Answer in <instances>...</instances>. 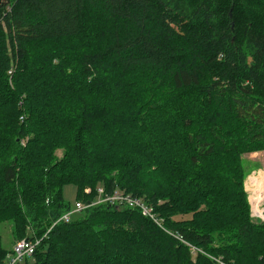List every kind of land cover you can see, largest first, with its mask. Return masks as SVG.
<instances>
[{
  "label": "trees",
  "instance_id": "16d2710c",
  "mask_svg": "<svg viewBox=\"0 0 264 264\" xmlns=\"http://www.w3.org/2000/svg\"><path fill=\"white\" fill-rule=\"evenodd\" d=\"M261 151L264 0H0V224L40 241L23 264H216L137 210L59 222L69 185L85 205L100 187L142 198L190 246L264 264L243 158Z\"/></svg>",
  "mask_w": 264,
  "mask_h": 264
},
{
  "label": "built area",
  "instance_id": "2783aa9c",
  "mask_svg": "<svg viewBox=\"0 0 264 264\" xmlns=\"http://www.w3.org/2000/svg\"><path fill=\"white\" fill-rule=\"evenodd\" d=\"M11 74L12 73H10V75ZM91 192L92 190L90 189L86 191L87 194H91ZM97 194V200L95 203H89L87 205H85L84 203H77L75 210L69 214H66L59 222H70L73 214L80 213L87 208L99 204L109 205L110 207L137 210L141 212V214L151 223H153L157 228L163 230L168 235L175 237V239L177 238L183 244L188 245L191 249L194 259H196L199 254H202L211 259L216 264H227L222 258H215L211 255H208L207 253L190 246L180 235L174 234L171 230L167 228L166 221L160 215V213H158L154 207L147 204L144 199L134 197L121 190H117L113 194H109L102 187L98 188ZM251 216L254 221L264 224V206L260 210L253 209ZM39 246L40 241L38 240L31 241L28 239L17 242L14 245L11 253L9 254L6 264H23L26 260L32 259L34 257L36 250Z\"/></svg>",
  "mask_w": 264,
  "mask_h": 264
},
{
  "label": "rangeland",
  "instance_id": "374dc122",
  "mask_svg": "<svg viewBox=\"0 0 264 264\" xmlns=\"http://www.w3.org/2000/svg\"><path fill=\"white\" fill-rule=\"evenodd\" d=\"M27 141L28 140H26L25 143ZM62 154H63V151H61V150H59L57 152V156L59 158L62 157ZM243 158H244V162H245L244 166H245L247 176H248V174H250L251 172H253L255 170L257 171V170L262 169L261 172H264V151L255 152L252 154H246L243 156ZM262 178H263V183L261 184V188H264V174L262 175ZM262 178L261 179L259 178V179L262 180ZM252 181H254L253 177L250 178L248 183H247L248 189L245 187L246 192L248 194V200H249L250 205H251V212L253 211V209L254 210H260L264 206V190L258 191L260 193H257L252 188H249V185ZM248 191H250L252 194H254V196L250 197V194ZM256 191H257V189H256ZM63 196H64L65 201L71 206V209L74 210V208H75V206L79 200L78 199V196H79L78 188L76 186H73V185L66 186L64 188V191H63ZM253 198L259 203L256 206H254V203H252ZM75 217H77V216H73V219ZM12 226H13L12 223L0 224V235L3 238L2 245H3L4 249L9 251V252H11L13 247H14V244H13L14 243V237L12 234Z\"/></svg>",
  "mask_w": 264,
  "mask_h": 264
},
{
  "label": "crops",
  "instance_id": "0c3cea01",
  "mask_svg": "<svg viewBox=\"0 0 264 264\" xmlns=\"http://www.w3.org/2000/svg\"><path fill=\"white\" fill-rule=\"evenodd\" d=\"M261 171H262V169L261 170H257V171L255 170V171L251 172L250 174H248V177H247V180H246V183H245V187L246 188H247V183H248V181H249L250 178L253 177L255 179H257V178L259 179V178L262 177V175L264 174V172H261ZM262 183H263V178H262V180H258V183H257V190L258 191L264 190V188H261V184ZM248 192L250 194V197H253L254 196V194H252L250 191H248Z\"/></svg>",
  "mask_w": 264,
  "mask_h": 264
},
{
  "label": "bare ground",
  "instance_id": "6f19581e",
  "mask_svg": "<svg viewBox=\"0 0 264 264\" xmlns=\"http://www.w3.org/2000/svg\"><path fill=\"white\" fill-rule=\"evenodd\" d=\"M262 178V177H261ZM260 178V179H261ZM259 179V180H260ZM253 180L254 181H252L251 183H250V185H249V188H252L255 192H257V193H260V192H258V190L256 191V189H257V183H258V179H255V178H253ZM256 202V203H255ZM252 203H254V206H256L257 204H259L254 198L252 199Z\"/></svg>",
  "mask_w": 264,
  "mask_h": 264
}]
</instances>
